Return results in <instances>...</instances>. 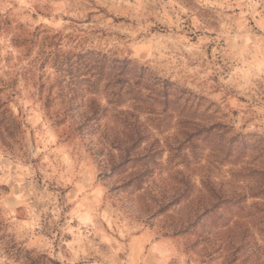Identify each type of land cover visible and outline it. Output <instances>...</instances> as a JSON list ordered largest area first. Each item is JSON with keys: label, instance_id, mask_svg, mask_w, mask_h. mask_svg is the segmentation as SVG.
<instances>
[{"label": "rangeland", "instance_id": "374dc122", "mask_svg": "<svg viewBox=\"0 0 264 264\" xmlns=\"http://www.w3.org/2000/svg\"><path fill=\"white\" fill-rule=\"evenodd\" d=\"M0 264H264V0H0Z\"/></svg>", "mask_w": 264, "mask_h": 264}]
</instances>
